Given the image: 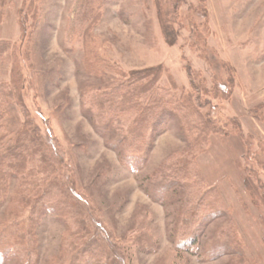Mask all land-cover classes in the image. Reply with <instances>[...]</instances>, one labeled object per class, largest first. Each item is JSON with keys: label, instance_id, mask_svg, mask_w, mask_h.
<instances>
[{"label": "rangeland", "instance_id": "374dc122", "mask_svg": "<svg viewBox=\"0 0 264 264\" xmlns=\"http://www.w3.org/2000/svg\"><path fill=\"white\" fill-rule=\"evenodd\" d=\"M82 9L101 15L89 34ZM0 43L12 45L0 85L15 94L0 154L25 123L39 129L90 238L120 264H264V0H0ZM152 69L158 94L195 102L222 132L203 141L171 118L134 153L146 161L127 167L84 110ZM24 179L10 183L0 234L30 223L32 206L14 203ZM142 233L153 249L135 243ZM69 238L67 224L47 216L27 245L11 241L4 264H74Z\"/></svg>", "mask_w": 264, "mask_h": 264}, {"label": "trees", "instance_id": "16d2710c", "mask_svg": "<svg viewBox=\"0 0 264 264\" xmlns=\"http://www.w3.org/2000/svg\"><path fill=\"white\" fill-rule=\"evenodd\" d=\"M81 11L80 18L83 27L87 25L89 34V30L101 20V15L97 13V9L93 17L87 13V10L82 9ZM166 35L168 36L167 33ZM11 46L7 43H0V56L4 57L8 54ZM145 73L146 76L135 75L133 81L121 85L111 98L100 97L94 100L93 109L84 110L87 116L94 121L96 131L105 137L107 146L112 150H119L127 167L137 165L139 168L146 161L142 156H136L134 153L149 149L153 138L166 130L167 121L171 118L179 122L183 135L197 130L200 132L198 139L204 136L203 141L207 134L209 137L213 132H222L214 129L213 122L201 112L195 102L180 100L172 103L165 96L158 94L156 69ZM149 77L153 79L144 81ZM14 97L15 94L11 90L0 85V123L7 115L5 110L7 104ZM38 132L39 129L25 123L23 129L10 139L15 142V145L9 147L6 153L0 154V206L7 199L11 181L20 179L21 175L26 178L24 183L26 182L27 189L21 192L22 198L19 201L16 199L14 203L18 206H32L29 225L13 222L5 228L7 231L0 234L2 247L0 264H4L5 259L9 258L8 254L12 249L9 248L6 252L5 250L15 245L11 241L17 244L23 241L27 245L29 237L34 236L36 229L47 216H53L67 224L70 238L67 241L68 249L65 250V257H68V253L75 256L74 264H110L108 262L112 261L120 264L103 243L98 239L90 238L91 226L84 218L83 212L77 207L73 191H69L67 185L56 178L59 161L49 153L47 149L49 146ZM8 138V135L1 136L0 145ZM145 143L147 147L144 149ZM247 180L250 182L249 178ZM182 195L187 197L189 194L186 195L184 190ZM189 198L190 196L187 197ZM12 204L13 202L8 208L11 215L16 211ZM221 215H223L221 211H214L210 218L215 219ZM135 243L142 251H149L155 246L152 237L145 233L137 235ZM183 246L184 244L181 245ZM225 246V244L220 245L216 250L221 254L220 256L229 253L230 248L226 250ZM233 253L239 255L238 258L241 260L244 257L241 251Z\"/></svg>", "mask_w": 264, "mask_h": 264}]
</instances>
